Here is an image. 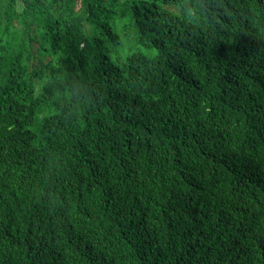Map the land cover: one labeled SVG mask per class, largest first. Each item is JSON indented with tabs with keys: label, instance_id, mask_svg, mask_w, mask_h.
<instances>
[{
	"label": "trees",
	"instance_id": "16d2710c",
	"mask_svg": "<svg viewBox=\"0 0 264 264\" xmlns=\"http://www.w3.org/2000/svg\"><path fill=\"white\" fill-rule=\"evenodd\" d=\"M0 264H264V0H0Z\"/></svg>",
	"mask_w": 264,
	"mask_h": 264
},
{
	"label": "bare ground",
	"instance_id": "6f19581e",
	"mask_svg": "<svg viewBox=\"0 0 264 264\" xmlns=\"http://www.w3.org/2000/svg\"><path fill=\"white\" fill-rule=\"evenodd\" d=\"M254 57V56H253ZM257 57V56H256Z\"/></svg>",
	"mask_w": 264,
	"mask_h": 264
}]
</instances>
